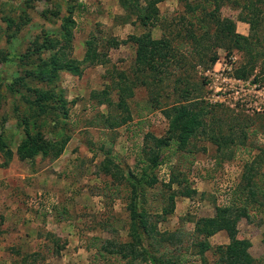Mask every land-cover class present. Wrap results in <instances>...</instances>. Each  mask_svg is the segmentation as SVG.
<instances>
[{"label":"rangeland","instance_id":"1","mask_svg":"<svg viewBox=\"0 0 264 264\" xmlns=\"http://www.w3.org/2000/svg\"><path fill=\"white\" fill-rule=\"evenodd\" d=\"M202 2L209 10L220 6V16L233 19L236 22L237 32L250 36L251 47L247 51L237 48L232 51L227 49L225 38L222 39L223 36L213 20H209L211 26L208 29L197 31L203 39L201 44L196 45L185 28L193 15L185 11L181 3L174 11L168 7L169 12L162 13L166 14L163 15V19L167 20L166 34L171 40V49L166 57L169 59L167 67L161 74L155 72L150 75L149 70L142 73L148 84L137 85L134 94L126 100L130 111L123 112L120 116L128 114L130 116L121 126L114 129L108 127V124L105 125L100 114L106 110V107L90 104L89 100L85 99L93 90H101L106 83L111 82L112 77L108 79L105 77V68L126 70L130 77L134 76L131 70L135 61L136 47L131 41L125 42L126 44L119 48H112L111 61L107 65L87 67L80 79L71 78L67 72H61L54 84H40L39 90L44 91L58 92L62 88L69 101L68 118L61 116L63 110L58 109L56 110L58 117L51 116L47 121L40 120L37 123L36 128L44 131V142L52 140L59 143L62 136H68L83 128L80 136L85 140L87 148L99 149L105 143L107 148L111 146L112 155L116 157L113 163H109L113 177L106 174V170L104 172L101 169L104 158L101 151L82 149L77 154L79 159L77 160L76 157L72 159L74 163H71L70 173L73 174L71 181L78 183L85 195L80 200H75L74 207H71L69 222L74 227L71 238L61 240L59 243L64 250L59 251L53 247L47 251L49 256L47 264L64 262L128 264L110 255L106 258H94L95 250L90 252L83 246L91 242L99 248L108 236L116 241L129 239L128 229L131 218L127 209V200L131 188L129 189L124 176L129 171L140 173L139 158L145 156V148L154 146L156 142L151 136L147 138V134L150 133L158 138L165 137L170 123L165 110L180 104L193 108L195 112H201L204 129L192 138L185 149H181L174 141L162 149V157L165 160L156 170L158 183L147 189L142 205L151 214L150 222L157 226L158 232L168 236L167 232L172 230L176 235L172 240L174 243L166 240L164 243L166 245L159 246L160 238L164 237L157 234L153 241L154 247L150 245L151 238H147L143 242L144 245L153 255L173 260L172 264H201L195 253L197 248L191 245L193 240H196L195 236L188 233L192 230V225L183 220L179 221L180 217L176 214L157 222L160 217L155 214H159L162 207L169 204L171 193L181 186L190 183L195 185L196 181L192 178L199 179L202 176L205 180L204 184L196 185L199 192L195 197L200 198L204 192L203 194L211 199L215 191L223 192V184H228V181L240 182L242 173L250 165L256 168L253 180L257 183L255 190L258 191V201H251L249 204L255 224L253 223L254 227L244 224L241 226V231L245 237L249 236L258 243V247L253 250L254 254L264 256V247L260 246L254 233L264 230V215L262 211H258L264 207V0L261 2L260 0H202ZM72 5L76 26L70 54L75 58H83L87 48L86 42L92 36L96 37L102 49L107 39L129 38L131 34H141L146 31L137 24L125 23L126 20L130 22L134 20L136 15L129 16L119 0H0V78L2 80L0 135L5 140L7 148L13 151V159L19 157L17 150L24 136L25 128L19 126L20 115L23 113L32 117L26 99L18 91L23 90L30 94L37 89H33L32 85L30 88L10 91L7 84H12L16 78L24 76L27 68H37L38 64L53 54L54 49H45L43 46L45 43H41L45 42L48 35L60 37L62 19L54 17L50 8L60 9V16H66ZM250 5L254 6V10L258 8L256 13L249 8ZM259 13L258 20L261 22L259 24L256 22L258 26L254 31L249 23H246V28L240 23L241 17L255 20ZM195 14L207 15L201 8H198ZM182 16H185V19L181 20ZM205 17L207 19V16ZM195 21L198 22L194 19ZM33 46L41 48V51L36 48L40 54L31 55L32 61L28 64L22 63L19 55L33 50ZM216 53L218 58L214 62L210 58ZM250 59H253V66L250 65L252 63ZM241 68L246 69L248 73L246 79L236 78L237 70ZM114 72L116 71L113 70ZM110 96L114 100L110 112L114 117L119 116L121 110L117 106L118 98L114 92ZM76 97L81 98L77 105L72 104ZM0 146L3 148L1 143ZM6 160V154L0 150V164ZM230 162H234L235 167L228 166L224 170L223 164ZM192 170L195 174H191ZM231 172L234 175L233 179H230ZM172 174L179 175L180 181L184 177L189 178L188 182L183 181L182 185L173 183L169 187ZM186 205L185 201L183 212H186ZM23 228L24 225L21 229ZM177 229H180L179 233L173 232ZM22 230L20 232L23 234L27 232ZM223 239L221 236L216 237L214 244ZM2 240L0 232V241ZM48 242L50 246L53 245ZM216 259L213 250L207 252L206 264H215ZM134 264L150 263L142 257Z\"/></svg>","mask_w":264,"mask_h":264},{"label":"trees","instance_id":"2","mask_svg":"<svg viewBox=\"0 0 264 264\" xmlns=\"http://www.w3.org/2000/svg\"><path fill=\"white\" fill-rule=\"evenodd\" d=\"M163 0H119L122 8L128 13L129 16L136 15L135 19L132 21H138L142 26L147 28V31L141 35H131L129 41L133 42L136 46V58L134 61L133 68L131 72L134 74L130 77L126 70H109V75L112 76V84H108L105 88L101 90H93L92 98L96 99L98 102L107 104L108 111L101 113L103 123L108 127L117 128L122 124L126 123L130 114L127 116H120L123 112H129L130 108L127 105V99L134 94V88L139 84H148L147 79L142 76L145 70H149L150 75L155 72L161 74L163 69L167 67L168 58L167 55L170 52L171 40L166 34L167 26L165 25L167 20L163 19L160 15L159 8L157 4ZM181 4L185 7V11L190 12L193 16L189 20L186 28V32H189L190 37L196 43V45L201 44L203 36L198 34L197 31L205 28L208 29L211 24L209 20H213L214 24L219 28V32L225 38L224 43H226V48L233 50L234 48L243 49L245 51L251 47V41L249 35L240 34L236 30V22L233 19L224 17L222 18L219 13V7L216 6L213 10L206 8L202 0H179ZM206 1V0H205ZM261 2V0H260ZM253 4V3H251ZM201 8L204 14H207V19L205 16H196V10ZM254 13L257 12L258 8L254 10V6L249 7ZM50 12L54 17L61 18V28L59 30L60 37H52L51 35L46 36L45 43L43 46L45 49H54L53 54L48 58L44 59L41 64L35 69H26L25 75L20 76L15 79L14 83L7 84L10 91H18L20 88H30L34 86V92L30 94L25 93L23 90L18 91L23 94V98L26 99V104L28 109L32 111L31 116L20 115L21 121L19 126H24V136L22 141L18 146V156L21 159L34 160L38 155H50L52 158H56L62 152L65 144L69 140V136H62L59 143L52 140H47L44 142V131L37 129L36 125L40 120L44 122L47 121L51 116H59L56 110L62 109L63 116L65 119L69 116L68 105L69 101L65 97V91L60 88L57 92L56 90H39L40 84H54L60 77L61 72H69L74 75H81L83 73V68L85 65L92 64H107L111 60L108 57L109 50L111 48L119 47L122 43L118 39H107L106 44L102 49L99 41L95 36L89 38L86 42L87 48L83 59H78L70 54V49H72L73 31L76 26V20L73 18L74 6H70L69 13L66 16H60L61 10H55L50 8ZM49 14V12H48ZM260 13L256 15L255 20L250 18H242V20L250 22L251 29L254 31L258 26L256 22H261L258 20ZM195 17V18H194ZM185 19V16L181 17ZM240 18V19H241ZM194 19L198 20L194 22ZM8 22H11L8 20ZM125 22H129L126 20ZM185 22V21H184ZM162 25L164 29L163 36L161 38H153L150 29L157 25ZM254 25V26H253ZM20 26V25H18ZM208 32V30L206 31ZM258 39V38H257ZM256 39V40H257ZM253 42V39H251ZM260 42V39H259ZM255 45V44H254ZM33 50H29L25 53L19 55V59L22 63L32 61L31 55L40 54L39 50L36 51L35 46ZM40 47V46H39ZM169 51V52H168ZM18 57V56H17ZM218 54L216 53L210 59L214 62L217 60ZM252 62L253 59H250ZM253 63H250L253 66ZM249 66V65H248ZM250 66V67H251ZM147 68V69H146ZM253 68V67H252ZM238 74L236 78L239 79L247 78V71L244 68L238 69ZM117 77V79H115ZM148 77V76H146ZM2 80L0 78V90L2 88ZM39 85V87H38ZM149 86V85H148ZM115 94L118 98V107L121 110L119 116H112L113 113L110 112L112 103H114L111 94ZM1 101V96H0ZM73 104V101H72ZM54 113V114H52ZM111 113V114H110ZM167 119L169 120L168 134L165 137H155L150 133L147 134V138L151 136L156 140L154 146H150L148 149L145 148L144 157L139 158L140 163V173L135 174L133 171H129L124 179L127 181L130 194L127 200V209L130 213L131 218V236L133 237L130 242H114L113 240L107 239L106 243L103 245L99 252L104 254L107 252L110 255H121L128 259V264H134L138 259L144 257L146 261L150 264H172L173 260L163 259L162 257H157L150 252V250L144 245V241L147 238H151V247L153 246L154 238L157 234L164 238H160L162 245L163 242H172L175 233L167 232L160 233L157 230V226L150 222L151 214L148 213L147 209L142 205L141 197H144L148 187L154 186L158 182V176L156 170L164 163V158L162 157V149L168 146L171 141L176 142L181 149L187 148L188 144L194 136H196L202 129H204V121L202 119L201 112H195L193 108H189L183 104L175 105L172 108H167L165 110ZM24 118V119H23ZM31 118V119H29ZM57 119V118H56ZM37 120V121H36ZM59 120V119H57ZM39 127V125H38ZM0 146L6 156L7 160L2 163V165H7L10 159L13 157V151L7 148L5 140L0 135ZM222 147V146H220ZM106 165L113 163L112 159L109 158L106 161ZM247 171L243 177V181L238 186V191L245 193L248 191L247 199L241 206L230 205V206H216V215L212 217H201L196 221L195 234L198 237L196 242V247L198 254L204 257L205 252L211 248L208 241V237L215 234L220 230H227L231 242L226 245H219L214 249V253L217 256L215 264H256L255 258L249 252V248L252 243L247 238H239L238 235V222L242 217H250L249 214V204L251 201H258V191L255 190L257 183L253 180L256 168L254 166H247ZM110 169V167H109ZM179 175L172 174L168 186L171 187L173 183L182 185V182H188L189 178H185L180 181ZM194 181V180H193ZM182 187V188H181ZM179 190L171 193L169 195V204L163 207V214L171 213L175 206V197L177 193L181 192L183 195L192 196L197 193V190L192 187L191 183L189 185L181 186ZM179 191V192H178ZM103 249V250H102ZM204 263L207 261L204 258Z\"/></svg>","mask_w":264,"mask_h":264},{"label":"crops","instance_id":"3","mask_svg":"<svg viewBox=\"0 0 264 264\" xmlns=\"http://www.w3.org/2000/svg\"><path fill=\"white\" fill-rule=\"evenodd\" d=\"M180 3L181 2L179 0H163L157 4V7L159 8L160 15L163 17V15H166V14H162L163 12H169L168 10H170V8L168 7H171V9L174 11L179 7ZM125 23L130 25L137 24L141 28H144L147 31V28L142 26L138 21L135 22L129 21ZM240 23L243 24L244 28H246V23L250 24V22L245 20H240ZM150 31L152 37L156 39L161 38L164 33L163 32L164 29L161 24L152 27ZM144 32H142L141 34H143ZM141 34H131V35L138 36ZM129 38L128 37L124 39L118 38V40L122 42L120 46L125 45L126 44L125 42H130ZM131 43L135 45L133 42ZM119 47H115V48H119ZM110 50L108 52L109 58H110ZM83 58H79V59H83ZM99 65L104 66L107 64L96 63L90 66L85 65L83 68V73L81 75H74L69 72L67 73L71 78L74 77L76 79H80L82 78V76L84 75L85 71L88 68ZM105 69L106 71L104 72V74L106 79H108V77H112L109 75L108 72L109 68H105ZM115 79H117V77ZM110 80L111 82H109V84H112V78ZM107 85L108 83H106V86ZM106 86H104V88ZM77 93L78 92H76V95H78ZM91 94L92 92L86 96L85 100H89L88 102L90 104L95 103L100 106H105L106 110H103V112L106 113L109 109L107 104L100 103L96 99H93L91 97L92 96ZM80 101L81 98L76 97V100H73V103L77 105ZM82 129L83 128H80L77 132H72L68 135L69 140L65 144L60 155L56 158H52L48 154L47 155L42 154L36 156L34 160H27V159L25 160L19 157L18 159L16 157L14 159L12 158L13 160L12 159L9 160L7 165L0 164V232L2 233V237H3V240L0 241V264H47L49 263L48 262L49 256L47 255L48 254L47 251H50L53 247L54 248L56 247L57 250L59 251L64 250L59 243L61 242V240H66V239L68 240V238H71V234L74 232V227H72V225L69 222L71 218L70 214L72 213L71 207H74L75 200L76 201L80 200L85 195V192L78 185V183L75 184L74 182L71 181V176H73V174L70 173L71 163H74L72 159L76 157V159L78 160L79 156H77V154L79 150L82 149L84 150L87 148L84 143L85 140H82L80 136V131ZM104 145L105 143H103L99 147V149L96 148L91 149L89 147L87 148V150L88 151L97 150L103 153L104 158L101 162L102 163L101 169L104 172L106 170V174L111 175L113 177V174H111L112 172L109 169V164L106 165L107 163L106 161L109 158H111L112 161H114L116 157L112 155L111 146L107 148L106 145L105 146ZM228 163L223 164V166L225 165L224 170L227 169L228 166L235 167L234 162H230V164ZM246 171L247 168H245L244 172L242 173V180H240V182L237 183L236 181L238 180L232 182L228 181V184L227 183L225 185L223 184L224 187L222 189L223 192L215 191L214 196L211 199L210 198L208 199V197H206L205 194H203L204 192L202 193L200 198L195 197V195L199 192V189L197 187L199 186V184H204L205 180L203 179L202 176L199 179L192 178V180L196 181V184L192 185V187L197 190V193L193 194L192 196L191 195L186 196L183 195L181 192H179L181 191L179 190L180 189L179 188L178 189L179 193H177L175 197V206L173 212L164 215L163 210H161L159 214H155L157 216L159 215L160 217V220H157V222L166 220L170 215H174V214H176L177 216L179 215L180 217L178 218L179 221L183 220L184 222H187L192 225L191 228L192 230L188 233H191L193 236H195L196 240H193V243H191V245L192 247L193 246L196 247L195 244L198 241V237L195 234L197 219L201 217L215 216L216 206H230L233 204L241 206L244 204L245 200L247 199L248 191L242 193L241 191H238V186L241 183V181L243 182V177ZM192 172L191 174H195L194 170H192ZM229 174H230V179H233L234 178L233 173L231 172ZM215 181H217V178ZM197 184L198 186H196ZM152 187H148L147 189H151ZM146 195H147V190L144 197H141V200H143L146 197ZM180 197L181 199H179ZM185 201L187 202L186 212H183V204H185ZM258 211H262L264 215V207L258 209ZM249 214L250 217H242L238 222L237 236L239 238H247L251 241L252 245L249 248V252L255 258L256 264H263L264 256L263 257L259 256L262 254H257L256 256L253 252V250L258 247V243H256L255 240L253 241L249 236L245 237L241 231V226H243L244 224H247L250 227L253 225V223L255 224V220H253V216L250 213V210H249ZM23 225H24L23 230L27 231L25 232V234H23V232H20L22 230L21 227ZM128 231H129L128 240L116 241L113 238L112 239L109 238L108 236L105 238L104 244L106 243L107 239L113 240L114 242H118V243L132 241L133 237L131 236V225ZM170 231L172 232V230ZM179 231L180 229H177L174 230L173 232L179 233ZM259 231L258 232L253 231L254 233H256L255 239H258L261 244L260 246L264 247V230H259ZM105 232L107 231L105 230ZM219 236L224 238L223 241L221 240L220 242L214 244V239H216V237ZM48 241L50 243H53V245L50 246L51 244H47ZM208 241L211 245V248L205 252L204 257L198 254V250H195V253L197 254L198 260L201 262V264H204V258L206 259L207 252H209L210 250L214 251V249L219 245L229 244L231 242V238L228 231L223 229L208 237ZM164 243L165 242H163V244L160 246L166 245ZM104 244H102L99 248H97V246L89 242L86 243V245L83 246V248L87 249L90 252L94 249L96 253L94 254V258L97 257L106 258V256L110 254H108L107 252L101 254L99 252V249H101ZM110 256L122 260L123 263L127 262L128 260L121 255H110ZM63 264H69V263L64 262Z\"/></svg>","mask_w":264,"mask_h":264},{"label":"built area","instance_id":"4","mask_svg":"<svg viewBox=\"0 0 264 264\" xmlns=\"http://www.w3.org/2000/svg\"><path fill=\"white\" fill-rule=\"evenodd\" d=\"M231 69H232V67H231Z\"/></svg>","mask_w":264,"mask_h":264}]
</instances>
